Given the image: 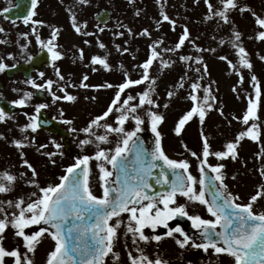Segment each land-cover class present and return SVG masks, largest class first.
Wrapping results in <instances>:
<instances>
[{
  "label": "snow or ice",
  "instance_id": "6c2138e0",
  "mask_svg": "<svg viewBox=\"0 0 264 264\" xmlns=\"http://www.w3.org/2000/svg\"><path fill=\"white\" fill-rule=\"evenodd\" d=\"M39 0H30V8L27 15L22 17L25 24L31 22L32 25H43L45 22L32 19L36 15L34 9ZM81 3H88V0H80ZM134 2V0H129ZM160 5V16L162 19L157 20L159 26L162 22L167 21L172 30L175 31L176 20L169 17L164 11L165 3L157 0ZM199 2V0H196ZM208 8L206 19L218 17L224 24H233L230 13L233 10L241 13L248 11L254 17L256 24L260 27L255 39L264 41V15L258 14L248 5L241 6L240 0H219L220 7H216L211 0H204ZM71 13V9H68ZM139 15V10L137 11ZM70 20L72 27L76 33L91 36L95 33L87 31L82 32V27L86 28L87 22L83 25L77 23L76 16L71 13ZM97 27H99L97 25ZM126 27V26H125ZM233 29L235 25L233 24ZM101 32L103 28L99 29ZM5 31L0 27V32ZM36 31L35 27L32 29ZM60 29L53 27L51 38L44 42L37 35L36 39L43 48L51 54L53 61L62 59V52L57 50L58 45L53 41L59 35ZM130 35H139L150 37L151 32L148 28H144L138 33H133L128 29ZM23 35H27L24 33ZM115 35L122 36L123 33ZM242 33L234 30L232 34V47L236 51L238 64H234L228 60L226 56H221V60L227 61L229 67L236 70L239 67L253 69V63L250 54L243 46ZM251 38V37H250ZM186 41L191 43L198 52L212 51L215 49H202L190 38V32L187 26L183 27V31L179 34L177 42L172 48H165L163 51L174 53L185 46ZM3 42V41H0ZM86 45L91 41L85 40ZM99 49L104 50V55L94 54L89 58L92 65V71H97L99 66L106 71H112L113 65L109 61L110 53L107 45L97 39ZM127 43V41H125ZM162 39H157L149 44L150 55L137 65L142 72L140 78H131L124 65L121 63L118 67L122 72L123 80L119 84L104 82L102 84H89V76L85 73L79 83L71 82V75L68 80L61 73L59 68L55 69L58 81L48 79L43 84H37L34 80L28 79L26 84H31L36 89H45L53 98V103L58 100L76 102L78 97L68 91L69 88L83 89H115L114 95L102 112V114L93 117L87 126L76 129L73 132H82L85 138L80 140L81 149L86 145L95 144V152L92 155L77 156L74 162L67 166L65 174L59 177V183L49 184L47 187H40L35 179H29L28 184L35 185L39 189L40 195L36 192L31 194L32 199L23 196L13 200L0 201V264H5V257H14L15 264H34L33 259L29 255L34 254L37 245L45 236L53 241V248L47 254L45 264H106V258L111 255L114 261H118L120 254L115 251L117 241L120 239V229L123 227V235L126 237L132 234L133 244L138 241L149 243L162 239L159 234L149 235L145 233V229L155 230L158 226L167 229L163 236L172 237L176 244L184 249L191 247L208 252L209 249L217 256L223 254L232 258L233 264H264V211L256 212L253 205L259 198H264V184L258 186L257 191L250 197L248 203H237L239 196L228 191V185L224 182L225 174L223 169L226 165L222 162L231 158L235 161L238 158L237 148L241 141L250 139L254 142H261L264 136V129L261 128L259 112L264 109V92H262L261 82L255 74L250 77L253 93L247 95V107L243 114L239 117L233 116V119L240 121L245 127L240 130L236 137L228 141L224 146V150L213 151L209 142V137L204 135L201 128L202 153L190 151L192 157L198 161L199 176L193 175L190 171L191 164L187 159L176 160L170 158L162 144V134L158 130L159 125L164 121L165 117L159 111H154L153 107L159 108L156 100L153 99L155 92L156 78L150 75V68L155 61L159 59L161 67H169L170 62L160 59V51L157 45L162 44ZM224 43L223 40L220 41ZM117 52L126 53L129 51L127 47L115 45ZM79 59H85L84 49H78ZM179 59L183 62H195L201 65L204 72H207V64L204 63L202 56L181 55ZM259 59L264 61V55ZM75 63V59L73 60ZM86 67L88 65H85ZM191 66L190 64L188 65ZM9 66L0 62V72H3ZM15 67V65H13ZM55 67V65H54ZM200 73L201 68H195ZM41 76L44 74L41 72ZM203 79V76L199 77ZM181 81L184 77L180 78ZM149 82V86L144 90L131 94L135 86ZM239 83L244 82V76L240 74ZM58 85V90L62 95H57L53 91V85ZM183 87V83L180 84ZM201 88L199 83L191 84L192 92L189 98L193 101V106L185 112L177 121L174 132L180 135L185 125L198 117L201 126L205 122L208 110L213 108L216 97L212 95L211 86L205 89V95L198 97L196 92ZM233 91H236L235 86ZM33 93L25 92L23 97L12 101L13 105L24 106L26 101L32 97ZM174 92L169 91L168 96L171 98ZM89 99V97H85ZM90 99H96L91 97ZM138 101V102H136ZM147 106V107H146ZM48 105L40 103L35 106V115L24 113L28 117V123L21 126V133H35L41 126L39 114L41 109L47 108ZM167 107V104H165ZM143 109L145 117L148 119L151 132L154 133V147L149 150L144 146V141L138 133L144 131L142 127L145 124V117H142L138 110ZM223 115V109H217ZM61 115L63 111L61 110ZM115 116L114 123H108L107 119ZM9 117V113L0 107V122L5 121ZM134 121V127L127 128L129 121ZM104 121V123H101ZM64 123L71 124V120H65ZM230 123V122H229ZM103 128V134H97L93 129ZM117 137L114 148L101 147V144L109 143L110 135ZM0 138L2 134H0ZM35 137L29 138L23 135L21 139H13L11 143L17 149H23L34 144ZM52 144L56 149L62 146L52 140ZM40 148H46L47 145H40ZM187 149V145H184ZM39 151V148L37 149ZM55 152H47L44 155L51 158L55 156ZM62 155V153H60ZM213 156L217 159L215 165L210 164L208 158ZM258 157L264 156V143H261V151L257 153ZM24 153L21 151L22 166H26L31 170L33 177L37 175L35 167L27 159H24ZM131 158V159H130ZM96 161L98 169L97 179L102 189V194L97 195L93 191L91 184L92 167L91 162ZM163 161V165L171 171V179H169L168 171L163 165L157 163ZM55 161H53L54 163ZM108 165L111 166V170ZM160 168L159 176L155 177V183L168 185L165 192L149 190L153 189L150 182L153 177V170ZM206 168H210L214 176L209 178ZM115 172V179L113 177ZM261 177H264V166L259 169ZM21 173L20 176H25ZM17 175L4 170L0 172V193H9L13 190L17 181ZM217 182H219L217 184ZM206 190L211 192V199L206 197ZM186 198L188 202L199 203L204 205L207 212L214 219H205L200 215H190L187 211V204H177V196ZM162 205V206H161ZM12 208L14 211L8 212L6 209ZM127 214V218L124 215ZM177 217H186L191 221V227L198 230L199 242L194 239L180 224L174 227L169 226V222ZM33 225H40L36 231L27 232ZM13 229L16 237L22 238L23 245L26 249L21 253L19 248L8 250L3 245L4 234L7 229ZM136 251L139 255L134 256L131 251L128 252L130 264H169V261L163 259L159 254L150 258L145 254L144 250L137 247Z\"/></svg>",
  "mask_w": 264,
  "mask_h": 264
},
{
  "label": "rangeland",
  "instance_id": "374dc122",
  "mask_svg": "<svg viewBox=\"0 0 264 264\" xmlns=\"http://www.w3.org/2000/svg\"><path fill=\"white\" fill-rule=\"evenodd\" d=\"M11 0H0V13L6 9V5ZM165 3L164 11L167 12L170 18L176 20L175 31L167 21L162 22L157 26L156 21L162 19L160 16V5L157 0H88V4L81 3L80 0H39L35 13L36 15L32 19L40 20L43 18L46 22L45 28L48 30V36H51L53 27L59 28V35L53 42H56L58 46H61L66 51V54H76L78 58V49H84L86 53V60L81 61V68L75 75V80L80 81L82 74H87L89 84H102L109 82L112 84H119L123 80L122 72L119 69V65L122 63L125 69L130 74L131 78H140L142 70L137 65L143 63V61L150 55L149 44L157 39H162L163 43L157 45V50L160 51V59L170 62L169 67H161L159 59L153 63L149 72L150 75L156 78L155 92L153 93V99L159 105V108L153 107L154 111H159L165 117V124L159 125L158 130L161 132L163 137V147L166 154L176 160L187 159L191 164V172H194L195 166L198 165L196 158L192 157L191 151H196L198 154L202 153V138L201 128H203L204 135L209 137V142L213 151L224 150V146L228 141L233 140L237 133L242 130L245 126L238 120L233 119V116H241L247 107V95L253 93L252 83L250 77L255 74L262 85V92H264V61L259 59L260 56L264 55V41L255 39L257 32L260 27L256 24L254 17L250 12L245 11L243 13L233 10L230 13L231 21L233 24H224L219 20L218 17L212 19H206L205 17L209 14L207 5L204 0H161ZM217 8L220 7L219 0H211ZM241 6L248 5L258 14L264 15V0H240ZM88 6V7H87ZM101 8L109 9L112 12V21L106 26H100L96 23L95 17ZM71 9V13L76 16L77 23L83 25L87 22L86 28L82 27V32L87 31L95 33V35L85 36L76 33L72 27L70 20L71 13L68 11ZM139 10V15L137 11ZM41 21V20H40ZM49 24V25H48ZM97 25L99 27H97ZM187 26L190 32V38L195 40V43L202 49H215L212 51L198 52L191 43L186 41L185 46L178 50V52L169 53L163 51L165 48L174 47L177 42L179 34L183 31V27ZM40 25L29 24H14L10 25L5 22L0 15V27L5 31L0 32V55L3 53L7 54L10 58L9 62H14L20 56L19 41L20 36L27 33L24 37V43L27 50L30 48L36 49L38 45L31 39L29 34L30 28L39 27ZM126 26V27H125ZM103 28L104 31L99 29ZM144 28H148L151 32L150 37L130 35L128 29H131L133 33H138ZM234 30H238L242 33L243 46L247 49L250 54V59L253 63V69L249 71L239 67L233 70L229 67L227 61L221 60V56H226L228 60H231L234 64H238V57L235 49L232 47L230 42ZM116 33H123L122 36L115 35ZM115 38H121L123 41L122 47L129 49L126 53L117 52L115 45L111 41V36ZM29 36V37H28ZM28 37V38H27ZM251 37V38H250ZM97 39L107 45V50L110 53L109 61L113 65L112 71H106L97 67V71L93 72L92 65L89 63L91 55L100 54L104 55V50L99 49L97 46ZM104 39V40H102ZM85 40L91 41V44L86 45ZM224 43L221 44L220 41ZM127 41V43H125ZM36 43V44H35ZM70 51V52H69ZM181 55L189 56H202L204 63L207 64V72L205 73L201 65L195 62H183L179 59ZM75 56V55H74ZM191 65L190 67L188 65ZM85 65H88L87 67ZM200 67V73L195 71V68ZM66 74V73H64ZM105 74L103 77L102 75ZM244 76V82L239 83V76ZM203 76V79L199 77ZM181 77L184 80L181 81ZM106 81H103V79ZM117 79V80H116ZM193 82L199 83L201 88L197 90L196 94L198 97L205 95V89L210 85L212 95L216 97L213 103V108L208 110L205 121L206 124L201 126L198 117H193L189 121L182 133L177 135L174 132L175 125L179 118L187 112L192 106L193 101L189 98V94L192 92L191 84ZM183 83V87L180 84ZM149 86V82L145 81L144 84L135 86L134 91L131 94L135 95L136 92L144 90ZM235 86L236 91H233ZM75 88H70L72 91ZM115 89H83L79 88L77 93L81 96V101L72 106L56 105L49 108L51 115L61 123L65 124L68 132L71 134V147L74 152L73 156H67L63 150V147L56 149L57 153L56 164L59 172L74 162V158L80 155H92L95 152V144L84 146L83 149L79 146L80 140L85 138V134L82 132H73L72 128L81 129L87 126L88 122L95 116L102 114L110 103ZM174 92V95L169 98L168 92ZM8 98L13 99V95L7 94ZM89 97V99H85ZM96 97V99H90ZM138 102V101H136ZM167 104V107H165ZM147 107V106H146ZM218 108L223 109V115L217 110ZM61 110L63 115H61ZM142 117H145L143 109L138 110ZM261 128L263 129L264 124V109L259 112ZM65 120H71V124L64 123ZM9 123L15 122L13 118H10ZM115 116H110L107 119L108 123H114ZM230 122V123H229ZM101 123H104L102 121ZM149 121L145 117V124ZM144 124V125H145ZM127 128L131 129L134 127V121H129L126 125ZM97 134H103V128L93 129ZM29 138L35 137L34 144L24 148L27 154V160L32 163L36 170L43 167L46 163L42 156L39 146L44 142L41 137L38 139L37 135L31 133H24ZM38 139V140H37ZM117 137L112 134L109 137V143L101 144V147L114 148ZM56 143L61 145V142L56 139ZM253 142V143H252ZM52 143V142H51ZM187 145V149L182 147V144ZM261 143H264V136H262L261 142H254L250 139H244L240 142L237 151L239 153L238 158L233 161L231 158L225 159L222 162L228 167L229 165L234 166L230 168V173H234L240 176L241 179H245L244 173L249 175L247 181L240 185L238 189H244L246 191L247 199L249 202L250 197L255 194L259 185L264 184V177H261L259 169L264 166V156L258 157L257 153L261 150ZM49 146V144H48ZM62 146V145H61ZM39 148V151L37 149ZM52 149V147H51ZM47 152V151H43ZM62 153V155L60 154ZM13 149L8 151V157L13 163H21V157H17L16 153L13 157ZM20 156V155H19ZM25 158V154L24 157ZM49 159V157H48ZM210 164L215 165L218 161L215 157L210 156L208 158ZM22 165V163L20 164ZM91 167L96 168V161L91 162ZM252 167V168H251ZM250 170V171H249ZM20 172L26 173L25 180L34 178L40 187H44L46 184L43 183L45 176L41 174L42 171H36L37 175L33 177L30 169L26 166H21ZM30 172V173H29ZM30 175V176H28ZM93 178H97V173L93 172ZM250 179V180H249ZM97 180V179H96ZM95 180V182H96ZM94 182V183H95ZM234 189V186L232 188ZM15 192H11L10 196L5 200L15 201L17 198L23 196L26 199L32 197L33 192L40 195L39 189L35 185H24L16 189ZM4 200V201H5ZM8 212L14 211L12 208L6 209ZM253 210L256 212L264 211V198H259L258 201L253 205ZM9 237L8 244L6 247L8 250L19 248L21 253L26 251L22 245L21 238L14 235V230L9 228L6 232ZM19 243L16 246L15 244ZM53 248V244L48 237L41 239V242L37 245L34 254H29L33 259L34 264H41L49 251Z\"/></svg>",
  "mask_w": 264,
  "mask_h": 264
},
{
  "label": "flooded vegetation",
  "instance_id": "af4514ba",
  "mask_svg": "<svg viewBox=\"0 0 264 264\" xmlns=\"http://www.w3.org/2000/svg\"><path fill=\"white\" fill-rule=\"evenodd\" d=\"M24 37L26 36L24 35ZM31 39H33L35 42L34 38ZM49 39L50 38H47L43 41L47 42ZM23 41L24 38H22L21 36L19 41L20 56L16 61L10 63L9 62L10 58L7 54L3 53L2 55H0V62H3L9 66L3 72H0V99H4L9 103H11L14 100L22 98L25 92L33 93L32 97L26 101V104L24 106L14 105L18 108V110L12 114H9V117L13 118L15 122L9 123L8 120L10 118H6L5 121L0 122V134H2L3 137L0 138V172L4 170H8L9 172L17 175L18 179L15 183L13 190L11 191L15 193L17 192L16 191L17 188L26 185L27 181L25 180V178L27 176L26 175L23 177L20 176L22 172H20L19 170L22 166L20 165L22 162L18 164L11 162V160L8 157V151L9 149L10 150L13 149V155H12L13 157L15 156V153L16 156L19 157V154L21 155V151L24 152V148L17 149L11 143L13 139H21L22 136L25 135L20 131L21 126L29 122L28 117L25 116L24 113H28L29 115H35V106L40 103H45L48 105V107L41 110L46 112L48 116L51 117V112L49 111L50 107L56 105L68 106L73 103L65 100H58L55 103H53L52 95L48 91H46L45 89H36L31 84H26L25 81L28 79H32L37 84H43L48 79H52L53 81H58V77L56 76L55 73L56 68L60 69L61 73L65 76V80L67 81L69 75H72L71 74L72 67H74L75 74L78 73L81 68L80 59H76L75 63H73L71 59L65 56L66 54L64 53V48L59 46L57 50L62 52V59L56 61L52 60L50 66L41 67L38 71H34L31 73V75H28V78L23 73L15 74L14 76L9 77L7 71L9 68L13 67V65L16 66L19 64L28 63L39 52L43 50L47 51V49L43 48L41 44H39V46H37L36 49L30 48L29 50H27V47L25 46V43ZM41 72L44 74L43 76L40 75ZM71 82L73 81L71 80ZM53 91H55L57 95H62V93L58 90L57 84L53 85ZM68 91L71 92V94H74L73 90L71 91L70 88L68 89ZM10 93L14 96L13 99L8 98L7 94ZM37 131L39 134L38 139L41 137V139L44 141L41 145H47V147L42 148L40 152L41 153L56 152V147L51 143L52 140L56 139V136L49 135L48 133L41 130H37ZM43 151H47V152H43ZM42 158L46 163L48 162V164H44L42 168L36 171H42L41 174L45 176L43 179V183H45L46 185L44 187H47L49 184L59 183V177L61 176V172H59L58 170V166L55 160L56 157L52 156L51 158L48 159V156L43 154ZM53 161L55 162L53 163ZM108 167L110 169L109 165ZM229 167L231 168V166ZM196 169H197V176H199L197 166ZM223 173L225 174L224 182L229 186V188L231 186H234L235 190H231V192L239 196V200H237V203H243L247 198L246 191H244V189H238L239 185L233 182V175L231 173L224 171ZM92 187H93V191L97 195L102 194V189L100 187V183L98 179L92 185ZM11 192L0 193V201H4L7 197H9ZM149 192L150 194H152L151 190H149ZM157 192H165V191L163 189H158ZM177 204H187V211L189 212L190 215L198 214L205 219H214V217H211V215L207 212L204 205H201L199 203L188 202L186 198L182 196L179 195L177 196ZM124 218L125 219L127 218V214L124 215ZM176 224H180L181 227H183L190 235L193 236L194 239H197V241L199 242L198 230L193 229L191 227V221H189L186 217H177L175 220L169 222L170 227H174ZM7 231L8 229L6 230V232ZM119 231H120V239L117 241L115 251H117L120 254V258L118 261H114L110 255L109 257L106 258V264H130V261L128 259V252L131 251L134 256L139 255V253L136 251L137 247L142 248L145 254H147L150 258L153 259L156 257L157 254H159L163 259L169 261V264H233L231 257L223 254L217 256L216 254L213 253L211 249H209L208 252H204L203 250L200 249H193L191 247H186L184 249H181L176 244L175 239H173L172 237L163 236V233L167 231V229L163 228V226H158L155 230L148 228L145 229L146 234L149 235L159 234L162 236V239L158 243L156 241H151L149 243L138 241L137 244L134 245L132 240V234L129 233L125 237L123 235L124 232L123 227ZM6 232L4 234L5 238L3 240V245L7 249L6 244H8L9 237L7 236ZM42 263L43 262H41V264Z\"/></svg>",
  "mask_w": 264,
  "mask_h": 264
},
{
  "label": "water",
  "instance_id": "95a60500",
  "mask_svg": "<svg viewBox=\"0 0 264 264\" xmlns=\"http://www.w3.org/2000/svg\"><path fill=\"white\" fill-rule=\"evenodd\" d=\"M29 11H31L30 0H19L18 7L12 9L6 15L12 20L22 19V17L24 15H27L29 13ZM110 20H111V13L109 11L101 10L99 12V15L97 16V21L99 23L106 24ZM37 62H38V60H36L34 62V64L31 65V66L34 67V65H36ZM22 68L25 69V67H22ZM20 69H18V70H20ZM0 104H1V107H3L6 111H8V112L13 111V108H11L5 102L0 101ZM39 121H40V124H41V126H40L41 128L46 129L47 131H49L51 133L60 134L61 137L64 139V142L66 144V150L69 151V149H70V147L68 145L69 135L67 133H65L61 128H59L57 122L48 120L45 115H42L41 117H39ZM138 135L141 136V138L144 141V146L146 148H148L149 150H151V148H153L155 146L154 143H153V141L155 139V136H154L153 133L148 131L147 133H138ZM159 162L160 161H158V163ZM206 171L208 173L209 178L214 176L209 168H206ZM170 173H171V171H170ZM206 197L211 199V192L210 191L206 190ZM39 227H40V225H33V226H31L30 229H26V231L27 232L36 231V230L39 229Z\"/></svg>",
  "mask_w": 264,
  "mask_h": 264
}]
</instances>
